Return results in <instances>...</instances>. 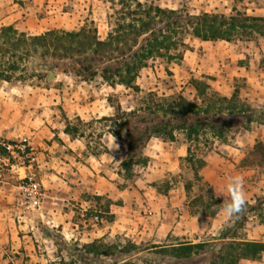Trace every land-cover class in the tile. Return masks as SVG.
Returning a JSON list of instances; mask_svg holds the SVG:
<instances>
[{"label":"rangeland","instance_id":"374dc122","mask_svg":"<svg viewBox=\"0 0 264 264\" xmlns=\"http://www.w3.org/2000/svg\"><path fill=\"white\" fill-rule=\"evenodd\" d=\"M13 2H16L17 5H13ZM152 2L162 8L182 9L190 14L203 12L235 14V12L241 11L264 17V0H152ZM9 6L14 7L10 8ZM121 7L122 4L119 0H0V27L14 24L18 30L31 34L43 33L54 28L78 30L81 27H87L97 29L99 36L104 39L109 28L121 18V13L118 12ZM132 7L134 8L135 4H132ZM19 8L23 10L22 14H18ZM16 13L17 16H14ZM8 17H13L14 22H7L6 18ZM183 43L177 50L171 52L177 56L176 58L161 57L150 61L149 66L142 69L136 79V84L140 87L138 92L122 84H117L118 91L110 92L109 99L115 108V114L116 107L121 106L123 110L129 111L144 105L150 96L163 99L183 95L189 100H196V89L192 79H201L203 75L211 77L209 81L213 88L222 95L231 96L235 90L239 89L244 103L248 102L257 109L264 107V36L257 35L250 41L201 42L200 39L187 34L184 36ZM39 61L37 58H30L24 63L25 68L16 72L11 81L0 79V92L14 93V95L32 94V91L37 87L45 89L40 91L47 92L46 89L52 85L53 78L50 77L51 71L40 66ZM100 78H102L101 75L97 76L94 81L98 82ZM108 122L111 124L110 121L101 118L97 123L84 124L89 135H92V138L90 136L88 138L94 142V145L96 144L95 138L101 133L102 128H109ZM220 127L225 131V135L222 137L214 135L210 129L202 130L198 139L193 140H189L184 131L177 132L175 141L165 142L167 140L163 138L152 137L153 140L163 144L164 157L169 158L171 155L168 153L174 154L175 151L178 154L170 157L171 160H168V163L159 162V165L151 163L143 171L141 177L133 184L123 188L126 178L120 167L116 184L119 188L121 187V196L110 198L106 194H97L95 191L100 188L98 181H93L94 177L90 175L89 185L85 184L89 188H85L81 197H73L67 202L68 205L64 206L65 210L69 212L68 218L71 220L69 226L63 227V224L53 226V221L51 224L39 222L42 230L48 228L52 233L50 236L46 235L48 240H45L43 244L44 253L50 259L47 263L62 264L63 259L70 261L75 258L74 250L64 246L60 242L62 239L72 246L77 241L81 244L97 241L101 244V252L107 254L95 255L97 256L96 260L98 264H104L112 262L120 245L123 247L127 245L128 241L136 242L142 249H145L153 245H171L178 242L213 241L220 239L225 233L230 235L234 231H237L242 238L252 235V228L254 229L255 224H252V227V225L247 226V223H253L257 219L264 221V202H257V199L264 196V190L256 192V197L252 199V202L245 199V202L256 203L257 206L255 211L247 214V217L255 214L258 218L248 219L246 225H240L236 224L234 218L228 219L223 216L219 219L217 217V228L213 231L218 235V238L213 239L217 236L214 235V232L209 233V228L214 224V221L210 215L204 213L211 212L213 207L209 209L208 197L216 196L217 192L211 184L212 182L204 174L205 158L210 154L217 153L224 159L230 175H233L234 172L244 173V169L238 166L239 160L258 141H264V114L261 112L256 114L254 121L250 123L245 114L244 118L241 116L238 119L230 118L228 124ZM121 143L122 148L124 145L127 146L126 141H121ZM187 149H191V153L196 161H199V165H202L203 161L205 162V165L199 168L201 178L196 176L195 167L186 158H180V151L187 153L189 152ZM174 163L179 166L178 170L172 172L169 169ZM166 165L169 168H166ZM162 167H165L166 170H161ZM65 173L66 171L60 170L62 176ZM246 177H250L251 180L258 183V190L264 189V167L248 171ZM39 178L41 179L40 175ZM43 187L45 192L52 190L47 186L43 185ZM153 188L161 192L176 189L186 193L187 201H192L191 209L203 212L197 216L196 221H193L195 225L191 223V225L184 226L180 235L172 232L161 235L162 231L158 230L154 232L155 234H151L148 218L144 212L146 203L143 195L146 190ZM242 189L244 193V187ZM137 192H143L142 196ZM4 196L5 199L9 197ZM200 196H203L202 200L199 199ZM220 201L223 202V200ZM42 205L44 210L50 207L51 202L47 197H44ZM34 213L31 214V217ZM198 221L201 227L199 229L197 228ZM135 222H137L136 230L133 229ZM193 227H195V231L191 229ZM259 231L262 232V230ZM44 233L46 234V232ZM155 238L159 241L158 243L153 242ZM141 255V253L132 255L127 260H141ZM214 255L215 253H212L211 256ZM90 256L94 257V254Z\"/></svg>","mask_w":264,"mask_h":264},{"label":"trees","instance_id":"16d2710c","mask_svg":"<svg viewBox=\"0 0 264 264\" xmlns=\"http://www.w3.org/2000/svg\"><path fill=\"white\" fill-rule=\"evenodd\" d=\"M119 1L122 4L118 11L121 18L109 28L104 39L97 29L87 27L78 30L54 28L31 34L18 30L12 24L1 26L0 79L11 81L16 72L25 68L27 60L37 58L40 66L49 71L73 73L85 81H92L101 75L112 86L122 84L138 92L140 87L136 79L142 69L149 66L150 61L161 57L176 58L171 52L184 44L187 34L205 41L228 42L250 41L257 35L264 36L263 16L241 11L235 14H190L182 9L162 8L152 0ZM132 4H135L134 8ZM210 79L208 75L192 79L196 100H189L183 95L163 99L150 96L144 105L129 111L118 106L113 117L103 118L111 122H108L109 130L127 143V154L121 162V172L126 178L122 188L133 184L147 168L150 160L144 149L152 137L175 141L177 132L184 131L188 139L193 140L198 139L204 129L222 137L225 131L220 126L228 124L230 118H244L245 114L250 123L256 114H264V107L257 109L248 102L244 103L239 89L231 96L222 95L213 88ZM73 128L66 121L65 131L68 134L73 135ZM188 151L186 160L195 167L196 176L201 178L199 168L205 162L199 165L191 149ZM239 166L264 167V141H258L247 151ZM208 198V207L213 208L204 214L215 216L222 202L215 195ZM199 199L202 200L203 196ZM257 202H264V196ZM190 206L192 208V204ZM256 208V203L245 202L242 211L234 217L236 224L245 225L247 214ZM196 212L192 209V213ZM43 230L46 235H52L48 228ZM60 242L73 249L75 256L70 261L63 259L62 264H98L95 255L107 254L101 252V244L97 241L84 244L77 241L73 246L64 239ZM138 253L142 254L141 260H127ZM212 253L215 255L211 256ZM263 253L264 242L244 239L234 231L213 241L153 245L145 249L136 242L128 241L127 245H120L112 262L104 264H247L248 260L261 258Z\"/></svg>","mask_w":264,"mask_h":264},{"label":"crops","instance_id":"0c3cea01","mask_svg":"<svg viewBox=\"0 0 264 264\" xmlns=\"http://www.w3.org/2000/svg\"><path fill=\"white\" fill-rule=\"evenodd\" d=\"M13 5L17 3L13 2ZM22 11L19 8L18 14H22ZM14 16H17V13ZM14 20L13 17L6 18L10 23ZM201 42L208 41L201 40ZM50 77L53 78V83L46 89L47 92L40 91L45 89L39 87L32 91V94L14 95V93L0 92V136L6 139L28 136L37 154V169L43 185L52 188L44 195L50 200V207L43 210L42 205L33 217L32 215L23 217L13 207L15 197L13 188L5 184L0 186V264H51L47 263L50 259L44 253L43 246L48 236L39 226V222L51 224L53 221V226L59 224H63V227L69 226L71 220L64 206L68 205L67 202L73 197H81L85 188H89L85 184L89 185L90 175L94 177L93 181H98L100 188L96 189L97 194H106L110 198L122 194L116 179L119 177L121 162L126 157L127 146L124 145L122 148L121 140L108 127L102 128L101 133L95 138L94 145V142L88 138L89 136L92 138V135H89L84 127L85 123L88 125L90 122L97 123L101 118L115 115V108L109 99L110 92H117L119 84L112 86L102 78L98 82H95V79L85 81L73 73L58 71H51ZM66 121L74 127L73 135L65 131ZM153 138L144 149L150 160L147 167L151 163L155 165H159V162L168 163L170 157L178 154L175 151L174 154L168 153L171 155L169 158L164 157L163 144ZM188 153L180 151V158H186ZM223 160L217 153L205 158L204 174L212 182L217 192L216 197L220 200H223L220 191L222 182L230 175ZM178 166L174 163L169 170L174 172L178 170ZM162 168L161 170H166L165 167ZM240 168L244 169V173L234 172L233 175L242 178L244 198L252 202L256 192L264 189L258 190V183L250 177L247 178L246 175L248 171L259 168ZM60 170L66 173L62 176ZM137 193L142 196L143 192ZM4 195L9 196L8 199H5ZM144 195L146 203L144 212L148 218L151 234H155L154 232L158 230L164 232H161V235H167L169 232L180 235L184 226L191 223L195 225L193 221H196L197 216L202 213L200 211L192 213L190 206L192 201H187L186 193L181 190L161 192L153 188L146 190ZM217 217L219 219L223 217L220 210L215 216H211L214 224L209 228V233L217 228ZM255 217L258 218L257 215L252 214L248 219ZM252 224H255L254 229L252 228L253 234L244 236V239L264 242V221L257 219L253 223L248 222L247 226ZM133 226L136 230L137 222ZM197 228H201L199 221ZM191 229L196 230L195 227ZM214 235L217 237L213 239L218 238L215 232ZM157 238L153 240L154 243L159 242ZM247 264H264V253L257 260H248Z\"/></svg>","mask_w":264,"mask_h":264},{"label":"built area","instance_id":"2783aa9c","mask_svg":"<svg viewBox=\"0 0 264 264\" xmlns=\"http://www.w3.org/2000/svg\"><path fill=\"white\" fill-rule=\"evenodd\" d=\"M3 184L13 188L12 204L21 216L40 210L45 191L39 178L36 151L26 135L14 139L0 136V186Z\"/></svg>","mask_w":264,"mask_h":264},{"label":"clouds","instance_id":"9594fccd","mask_svg":"<svg viewBox=\"0 0 264 264\" xmlns=\"http://www.w3.org/2000/svg\"><path fill=\"white\" fill-rule=\"evenodd\" d=\"M242 184L239 175H229L224 178L220 190L223 202L219 210L225 218H234L242 211L245 203Z\"/></svg>","mask_w":264,"mask_h":264}]
</instances>
